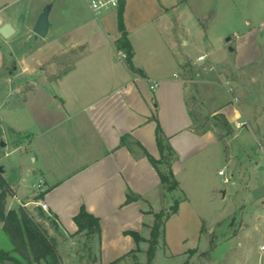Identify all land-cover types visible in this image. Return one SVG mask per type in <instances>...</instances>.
Masks as SVG:
<instances>
[{"label": "crops", "instance_id": "obj_1", "mask_svg": "<svg viewBox=\"0 0 264 264\" xmlns=\"http://www.w3.org/2000/svg\"><path fill=\"white\" fill-rule=\"evenodd\" d=\"M47 4L51 15L54 0L28 3V17L20 20L25 30H34ZM65 5L78 23L59 28L63 18L49 15L47 35H60L58 47L38 60L41 68L23 59L21 71L30 92L40 84L55 85L53 104L36 114V121L0 120V140L6 146L12 141L18 155L16 178L2 165L13 198L52 217L60 248V239L67 243L84 233L78 232L75 216L85 205L101 221V238L95 236L92 244L99 249L100 264L123 256L114 263L120 264L144 241L138 244L126 231L148 239L145 231L151 233L154 212L168 211L176 199L179 209L165 222L166 247L173 254L200 248L209 207L220 193L222 201L227 195L219 173L225 168L234 189L244 190L242 205L253 207L256 230L250 232L264 236V28L247 18L264 10V0H121L116 23L109 14L108 24L95 26L90 38L77 33L85 22H79L73 1ZM120 13L132 47L130 62L118 53L124 31ZM0 19L1 25L10 21L14 27L12 19ZM202 54L206 58L198 59ZM206 119L227 122L229 130L220 123L201 128ZM239 121L247 124L239 127ZM158 123L175 151L172 169L179 186L173 191L164 187L148 156L162 155ZM2 152L0 146V162ZM130 192L140 198L126 202ZM39 200L48 203V210L33 202ZM218 221L213 216L211 223Z\"/></svg>", "mask_w": 264, "mask_h": 264}, {"label": "rangeland", "instance_id": "obj_2", "mask_svg": "<svg viewBox=\"0 0 264 264\" xmlns=\"http://www.w3.org/2000/svg\"><path fill=\"white\" fill-rule=\"evenodd\" d=\"M31 0H0V16L3 20L12 19L16 31L4 36L0 32V120L5 121H36V114L41 115L53 104L51 95L53 90H56L55 85L49 89L45 85H38L34 92H30V85L27 84V77L21 71L25 68V60L35 68H41L39 59L46 58L52 54L58 47L57 42L61 39L60 35H56L53 31L48 35L41 36L37 34L32 27L28 30L23 28L20 21L28 17V3ZM77 10L80 12L81 21L85 22L84 26L78 29L77 33H81V38H90L91 34L97 28H102V25H107L109 20L107 16L110 14L111 20L116 23V9L106 10L98 17L92 12L86 0H72ZM55 5L51 12L50 18L53 20L58 14L63 18V22L59 28L64 25H72L78 23V20L69 17L66 14V0H54ZM252 26H258L264 20V10H259L255 15L247 17ZM1 26V25H0ZM77 30V29H76ZM58 33V31H55ZM29 33H31L29 35ZM260 39L264 38L262 36ZM86 36V37H85ZM198 52V51H197ZM117 54V50L115 51ZM218 55L219 52H215ZM37 57L35 61L32 58ZM24 59V61H23ZM67 64V63H66ZM44 63L42 66H45ZM204 71V68H200ZM226 76H231L230 69H224ZM54 88V89H53ZM12 96V97H11ZM193 107H197L196 101H192ZM198 113V110H195ZM223 124L222 121H213L206 119L200 121V127L206 128L212 124ZM219 124V125H220ZM224 131L223 127L222 130ZM5 133L12 135V130L5 127ZM0 139H3L0 137ZM3 149L0 165L5 164L9 170L8 176L16 178L18 171L16 170L15 159L18 157L17 152H14L12 141L9 144L1 145ZM10 154H6L7 151ZM31 161V156L27 157ZM228 174V173H227ZM34 181V180H33ZM31 180V182H33ZM32 186V185H31ZM224 188H227V195L222 201L221 193L217 199V204L210 206L208 217L209 222L204 221V227L200 248L195 251L190 250L186 254H173L166 247L164 235L160 237L157 246L156 255L152 261L148 260L147 249L149 240L141 242V249L133 255L124 257L120 264H264V253H259L258 245L264 242V236L258 233H252L256 228L254 213L249 210L243 202L244 190L242 188L234 189L232 179L229 182H224ZM241 186V185H240ZM31 189H34L30 187ZM215 202V203H216ZM14 204V208H19L20 204L9 195L7 198V209L10 204ZM35 214L36 219L44 227H52L49 229L50 234L54 233L53 224L47 222L46 216H40L34 211V206H26ZM213 216L221 221L212 222ZM206 217H204L205 219ZM256 230V229H255ZM148 238L150 229L145 231ZM61 240V248L58 247L62 257L63 264H100V254L96 239L94 236L87 235L85 232L82 236L76 239H67V243ZM60 245V244H59ZM0 248L14 251V244L11 241L8 233L2 228L0 221ZM23 261L24 258L21 257ZM0 264H12L10 261H0ZM31 264H47L45 261H33Z\"/></svg>", "mask_w": 264, "mask_h": 264}, {"label": "trees", "instance_id": "obj_3", "mask_svg": "<svg viewBox=\"0 0 264 264\" xmlns=\"http://www.w3.org/2000/svg\"><path fill=\"white\" fill-rule=\"evenodd\" d=\"M119 26L124 31L118 47L126 51L127 59L130 62L133 52L124 29L122 13L119 14ZM222 125L226 130H229L227 122H224ZM157 140L162 154L161 158L156 159L151 154H148V156L157 167L164 187L168 191H173L179 186V182L172 169V160L175 157V151L170 145L165 143L162 128L159 123L157 126ZM12 193L13 189L10 183L0 171V220L3 222V228L14 244V251L19 255H15L11 250L0 248V261H10L12 264H31L33 261L39 263L45 261L47 264H63L61 254L57 247L58 242L56 236L50 234L49 228L44 227L28 207L20 205L19 208L7 209V198ZM43 196L44 193H40L39 197ZM139 198V195L130 192L126 202ZM179 204L180 200L176 199L168 211L161 210L154 212V220L150 225L151 233L148 238L149 247L147 249V255L149 261H152L156 255L160 237L164 235L166 220L171 214L178 211ZM38 209L40 216H46L42 209ZM46 218L51 220L53 226L55 225L52 217L46 216ZM75 220L79 227L78 232H85L87 235L101 238L102 227L100 218L91 213L85 205L81 207L79 213L75 216ZM126 233L131 234L138 244L142 240H146L138 231L127 230ZM138 250H140L139 246L136 250L132 251V254H135ZM192 251H195V249H192ZM121 258L123 256L110 264L116 263Z\"/></svg>", "mask_w": 264, "mask_h": 264}, {"label": "built area", "instance_id": "obj_4", "mask_svg": "<svg viewBox=\"0 0 264 264\" xmlns=\"http://www.w3.org/2000/svg\"><path fill=\"white\" fill-rule=\"evenodd\" d=\"M86 2L88 3L89 7L91 8L92 12L98 17L100 14H102L104 11L106 10H111V9H118L121 5V0H86ZM2 24V20L0 19V25ZM261 26L264 28V20L261 23ZM119 55L121 58H127V53L126 51H124L123 49H119L118 51ZM206 54H202L198 56V59L202 60L206 58ZM226 85H228V90L230 92H233V87L230 85L229 81L226 82ZM234 100H238V96L234 95L233 97ZM245 124H247V121H239L237 122V125L239 127L244 126ZM219 173L221 175H223V180L224 182H229L231 180V177L227 174L226 169L222 168L219 170ZM44 184V180H40L37 183L38 187H42V185ZM36 205H40L42 206L45 210H48V203L46 201L43 200H39V201H33ZM29 201H21V205L22 206H28L29 205ZM12 205L10 204L8 206V209H11ZM259 249L261 253H264V243H261L259 245Z\"/></svg>", "mask_w": 264, "mask_h": 264}, {"label": "water", "instance_id": "obj_5", "mask_svg": "<svg viewBox=\"0 0 264 264\" xmlns=\"http://www.w3.org/2000/svg\"><path fill=\"white\" fill-rule=\"evenodd\" d=\"M51 4H47L43 10L41 11V13L39 14L38 20L34 26V31L41 35V36H45L47 35L49 26H50V19H49V15H50V11H51ZM14 27L12 26V23L10 21L5 22L3 25L0 26V32L8 37L9 35H11L14 32ZM1 145H5V142L2 141ZM0 171H4V167L1 165L0 166Z\"/></svg>", "mask_w": 264, "mask_h": 264}]
</instances>
